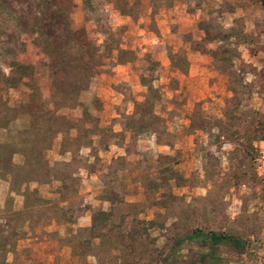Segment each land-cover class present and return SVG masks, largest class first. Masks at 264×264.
Segmentation results:
<instances>
[{
	"label": "rangeland",
	"instance_id": "1",
	"mask_svg": "<svg viewBox=\"0 0 264 264\" xmlns=\"http://www.w3.org/2000/svg\"><path fill=\"white\" fill-rule=\"evenodd\" d=\"M46 1L59 7L58 0ZM120 2L131 15L119 12V0L61 2L70 28L83 29L102 57L88 88L77 94L82 106L60 111L76 119L85 108L101 126L123 128L134 101L146 95L144 84L151 83L161 96L154 110L163 118V129L141 135L122 131L124 143L118 148H104L93 135L94 143L81 147L80 158L70 165L55 164L58 172L68 174V184L46 190L71 196L67 219L83 204L82 196L105 197L114 189L122 198L112 207L106 235L93 240L92 253L82 254L84 232L66 230L77 264H189L207 247L196 240L177 244L175 237L196 227L248 240L242 251L218 245L215 264H264V182L254 170V142L264 133V0ZM44 3L0 0V120L16 115L31 88L38 94L49 90L50 63L82 53L80 43L57 46L50 60L37 19ZM62 27L53 21L46 31L63 38ZM118 46L132 50L134 57L117 63ZM8 53L36 67L32 79L25 77L15 87L2 81V73L10 70ZM27 121L24 113L14 116L7 128H0V142H11ZM59 143L57 136L53 150L44 151L48 160L71 156L60 153ZM12 160L18 162L20 156L13 154ZM3 183L0 178V264H38L33 244H27L42 241L40 227L57 219L48 212L65 205L49 199L53 202L39 204L29 221L11 209L16 196H9ZM135 230L139 232L133 234Z\"/></svg>",
	"mask_w": 264,
	"mask_h": 264
},
{
	"label": "trees",
	"instance_id": "2",
	"mask_svg": "<svg viewBox=\"0 0 264 264\" xmlns=\"http://www.w3.org/2000/svg\"><path fill=\"white\" fill-rule=\"evenodd\" d=\"M42 1L45 3L37 19L39 18L41 22V34L45 36L44 48L49 53L50 60L54 57L53 53H55L52 49L55 50L57 46L66 48L68 45L80 43L82 53L79 56L65 54V57L61 60L62 62L56 60V65L61 63L59 69L55 64L51 65L50 63L51 86L49 90L46 93L38 94L34 90L35 88H31L28 99L19 104L16 115L23 113L27 115V125L17 131L11 142H0V178L9 179V191L20 193L24 196L22 208L15 209L13 206L14 199H12L11 209L14 210L15 214L29 216V221L30 219L32 220V217L37 212L36 209L39 204H50L53 202L40 198L38 190L35 187L31 188L30 182L47 181L51 176H54L62 181V186L67 185L68 182L65 176L68 174L58 172L55 169V164L64 163L70 165L80 158L78 155L79 150L81 147L91 146L94 143L93 135L97 136L103 142V147L106 148L111 141L117 145H122L124 140L123 132L125 130H130L132 135H141L147 132L156 134L163 129V118L154 110L155 101L160 99L161 96L157 88L151 83L144 84L146 86L144 99L134 101L133 112L127 116L128 125L123 127V132H116L111 127L101 126L99 118L91 116V114L86 112L85 108H83L80 117L76 119L60 111L65 107L82 106L77 94L88 88L102 56L98 46L87 37L83 29L74 30L70 28L68 17L63 14L62 8H60L63 6L61 2H64V0H58L59 7L54 6L55 4L50 2V4H47L46 0ZM67 3L70 4L71 2L67 1ZM53 7L59 8V10L53 9ZM117 8L122 15L132 14V10L128 7L126 8V4L121 3L120 0ZM69 9L67 8V10ZM19 21L21 22L20 16ZM53 21L60 22L61 26H63V38H60L61 36L57 34L47 33L46 27ZM116 50L117 63L128 62L134 57V53L130 49H123L118 46ZM8 55L11 56L10 70L8 74L2 73V81L9 87H15L24 81L25 77L32 79L36 67L15 61L13 53H8ZM178 58L180 62L187 63L183 56H178ZM182 70L186 72V68ZM58 95H60V98L57 97ZM16 115L14 114L12 117L0 120V128H7L11 119ZM57 136H60V153L69 152L71 157L67 162L63 160H61L62 162L55 161L53 165H50L44 156V151L51 148ZM105 138H108L109 141ZM260 139H264V133L262 138L258 140ZM15 152L23 155L22 163L17 164L12 160ZM167 169L169 170L170 167H167ZM170 171L173 174H177L176 170L171 169ZM9 196L12 195L9 193ZM60 196L62 195L60 194ZM118 196V192L114 189L106 192L105 199L110 202V208L108 210L98 209L93 211L90 226L78 229L79 232H84L87 235H85L80 244L83 250L82 254L92 253L93 240L106 235L103 230L110 225L112 207L117 201H122V198ZM71 207L68 208L71 210ZM142 221L144 223V220ZM145 223L150 226L154 225L155 221L147 220ZM138 232V230H135L132 233ZM193 240L201 241L207 247V250L201 253L197 261L189 264H215L218 245H231L242 251L249 243L248 240H243L240 236L231 232H218L198 227L193 228L187 234L175 237L177 244ZM93 255L96 256V253L94 252ZM156 264H163V262Z\"/></svg>",
	"mask_w": 264,
	"mask_h": 264
},
{
	"label": "crops",
	"instance_id": "3",
	"mask_svg": "<svg viewBox=\"0 0 264 264\" xmlns=\"http://www.w3.org/2000/svg\"><path fill=\"white\" fill-rule=\"evenodd\" d=\"M94 88H96L95 84H94ZM107 105L109 106V102ZM112 116H117V114H113ZM122 130H123L122 127H120L119 129H114V131H116V132L122 131ZM123 143H124V140H123ZM122 145H117V144L113 143V141H111L110 144L108 145V147L109 148H111V147L118 148V146H122ZM58 147L60 149V145ZM51 150H53V149L48 148L45 151H51ZM110 152L113 153L114 150L110 149ZM65 153H69V152H65ZM15 154H18L20 156V160L18 162H15V163H17V164L22 163L23 155L19 152H15L14 155ZM70 157H69V159H70ZM69 159H66L65 161H69ZM47 161L50 165H53V163L56 160L51 161V160L47 159ZM86 174H88V172ZM86 174H85V177H86ZM75 177L78 178L80 181L79 176L76 175ZM82 180L85 181V179H82ZM3 181H4L3 184L7 185V193H10L11 195L16 196L14 198V205H13L14 208L15 209H21L23 206V203H24V196L20 193H15V192L9 191V179H3ZM55 183H56V187H63L62 181L60 179H58L57 177H54V176H51V178L47 181H42V182L32 181V182H30L31 188L35 187L38 190L40 198L45 199L47 201L49 199H52V200L58 199V200H61L59 202V204L61 203L60 206L61 207L64 205L65 206L62 209L59 208V212H58V210L53 212L54 214H52V212H48L50 215H53V217H55L57 214V216L55 217L57 219H52L53 221L51 224L49 223L47 225H44L43 227H40L41 230L39 229L40 230L39 233H43V235H44L42 241H40L38 243L37 242L36 243H28L27 245L33 244V250L36 251L35 256H36V261L38 264H40L38 261H43V262L48 263V264L49 263L50 264H77L78 258L75 255L76 254L75 253V246L72 244V242H70L69 239L65 238L66 234H69V233H66V230L70 229L71 232L72 231L75 232L76 229L78 230L79 228H84V227L90 226L92 212L95 210H98V209L108 210L110 208V202L107 201L105 199V197H101V196H82L83 197V204L81 205V207L79 208L78 211L74 212L72 219H67L66 217H69L72 215V211L69 208L71 206L70 201H73V200H72L71 196H52L54 194H52L51 192L46 190V188L51 187V185H53ZM51 190H52V187H51ZM58 221H60V222H58ZM58 223H61V224H58ZM55 231H58L57 237L54 236L55 235L54 233H56ZM34 232L38 233L37 230H35ZM27 235H29V233H27ZM47 236H49L50 240H48ZM35 238H39V236H37ZM32 239L33 238L31 237V238H28L27 240H32ZM51 240H55V241H51ZM49 242L51 243V245L49 246V248H47L46 245ZM51 248L53 249V252L50 250ZM46 258H47V260H45Z\"/></svg>",
	"mask_w": 264,
	"mask_h": 264
},
{
	"label": "built area",
	"instance_id": "4",
	"mask_svg": "<svg viewBox=\"0 0 264 264\" xmlns=\"http://www.w3.org/2000/svg\"><path fill=\"white\" fill-rule=\"evenodd\" d=\"M254 151V170L258 178L264 182V139L254 143Z\"/></svg>",
	"mask_w": 264,
	"mask_h": 264
}]
</instances>
